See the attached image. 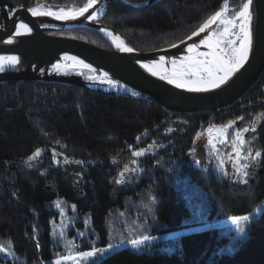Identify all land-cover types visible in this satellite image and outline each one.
Wrapping results in <instances>:
<instances>
[{"label": "trees", "instance_id": "1", "mask_svg": "<svg viewBox=\"0 0 264 264\" xmlns=\"http://www.w3.org/2000/svg\"><path fill=\"white\" fill-rule=\"evenodd\" d=\"M87 1L0 0L1 24L18 7L41 2L59 10ZM224 1L163 0L142 11L111 4L101 22L131 47L156 50L188 37ZM245 2L228 6L235 13ZM60 33L112 48L95 29ZM236 122L254 124L246 136L261 152L247 182L219 177L199 160L203 134L225 126L235 131ZM263 199L264 69L232 107L192 115L60 83H0V264H73L57 260L122 243L127 246L81 263L264 264V210L247 223H216L252 213ZM200 205L207 209L204 230L133 245L194 223ZM158 245L163 248L152 249Z\"/></svg>", "mask_w": 264, "mask_h": 264}, {"label": "water", "instance_id": "2", "mask_svg": "<svg viewBox=\"0 0 264 264\" xmlns=\"http://www.w3.org/2000/svg\"><path fill=\"white\" fill-rule=\"evenodd\" d=\"M104 1L107 2L106 12L111 4L131 11H142L163 0L142 2L98 0L84 15L66 20H57L51 15L33 16L29 10L37 8L42 12L53 10L59 13L61 10L76 11L79 8L57 10L46 8L41 2L16 8L9 18L8 25L0 27V57H17L18 62L14 65L5 64L4 71L0 72V83L7 81L60 83L95 93L134 98L161 107L170 113L201 114L216 113L232 107L252 89L264 69V0H251L252 46L243 67L233 73L219 88H210L207 92L201 93L176 88L174 84L161 80L159 76H153L147 69L141 67L142 64L151 66L153 62L160 65L159 58L164 56L162 68L171 73L174 68L172 61L175 60L176 65L183 64L189 46L200 41L199 34L191 35L169 47L150 51L137 50L128 45L120 34L101 22L105 12L98 19H87ZM229 2L230 0H226L219 11ZM21 22L26 23L31 32L22 29L21 34L17 35L16 24ZM76 28L98 30L108 39L112 48L57 33ZM108 31L118 37L121 43L112 39ZM118 44L130 47L133 51H121L117 47ZM65 57H76V62L82 61V65H87L101 77L107 73V79L114 81L115 85L108 89V86L87 84L72 71L61 68V60ZM54 64L60 65L59 71L53 68ZM1 252L5 253L4 250Z\"/></svg>", "mask_w": 264, "mask_h": 264}, {"label": "snow or ice", "instance_id": "3", "mask_svg": "<svg viewBox=\"0 0 264 264\" xmlns=\"http://www.w3.org/2000/svg\"><path fill=\"white\" fill-rule=\"evenodd\" d=\"M96 3V0H88V3L78 10L74 12H64L61 10L59 13H53L51 11L42 12L37 8H32L31 11L33 16L40 15H51L54 16L57 20H66L69 18H75L77 15H84L88 11L90 7H92ZM251 4V0H248L247 3L243 5V9L239 11L236 16L239 18L240 23L236 24V17L231 20L223 19L222 12H216V14L209 18L198 30V32H193L192 35L196 36L199 32H204L206 28H209L211 24L215 23L218 19L221 24H224L225 27L223 32L219 34L218 38L213 40V36H217V33L213 32L212 35L206 37L201 40L202 44H205L214 49H218L219 51H214L211 54L204 53L201 55L207 56L211 55V59L204 60H194L191 56L187 57L188 64L187 66L181 65V69H176V61H172L174 68L171 73H167L162 68V63L165 60L164 56L159 58L160 65H157L155 62L150 66L149 64H142L141 67L147 69L153 76H159L161 80H166L169 84H174L176 88H184L189 92L193 93H201L207 92L210 88H219L222 84H224L229 77L238 71L241 67H243L244 63L248 59L249 51L252 46V32L250 28L251 24V14L249 11V6ZM11 15V13H9ZM96 18L95 12L87 17V19L92 20ZM238 32H233L232 29L237 28ZM25 30L27 32H31V28L26 23H18L16 24V34L20 35L21 30ZM235 37L234 39H227L226 37ZM11 42V41H9ZM237 42L238 46H237ZM224 43L225 47H221V44ZM117 47L124 52H132L133 49L130 47H125L122 45H117ZM196 47L195 44L189 46L188 51L192 52ZM65 59L76 60V57H65ZM18 62L17 57H0V72H3L5 69V64H12ZM80 63H83L80 61ZM87 67V65H85ZM53 68L59 71L60 65L54 64ZM194 77V78H193ZM90 80H99L101 84L108 83L110 85H115L114 81L107 79V73H104L102 77H93L89 76ZM247 131V129H245ZM240 133L237 132V136L239 137ZM240 143H243V140H240ZM39 155V150L33 154L32 157H29V160L33 159L35 156ZM136 155H140V153H136ZM237 156H239V152L237 150ZM256 156H260V152H256ZM244 167H247L245 165ZM243 175H247V173H243ZM248 217H234L236 223H239L240 220H247ZM132 243L138 244V241L133 240ZM0 251H3L0 248ZM96 254V250L89 252L80 253L83 257H92Z\"/></svg>", "mask_w": 264, "mask_h": 264}, {"label": "rangeland", "instance_id": "4", "mask_svg": "<svg viewBox=\"0 0 264 264\" xmlns=\"http://www.w3.org/2000/svg\"><path fill=\"white\" fill-rule=\"evenodd\" d=\"M226 7H227L228 16H232L242 9L241 7L240 10H238L235 13H232L229 6L227 5ZM79 8H82V7H79ZM73 9H77V8H73ZM214 14H216V12ZM4 22L6 21L0 20V24ZM0 27H6V26H0ZM199 28L195 30L194 32H197ZM61 31H64V30H61ZM61 31H58L57 33L62 34V35L72 36V35L60 33ZM215 32L217 33L218 36L220 33L223 32L221 25L218 24L215 26ZM191 35L192 34H190L188 37H190ZM188 37H186L185 39H187ZM183 40H181L180 42H182ZM232 127L234 128L235 131H233L230 126H225V127L212 128L211 130H208L206 133H204L202 136L203 140L200 142V146L203 148V150L199 157V160L201 161V163L206 165L208 168H212L218 174L219 177H226V178L229 177L233 179L234 181L247 182L252 177V173L255 168V165H253L254 164L253 162H255L254 158L257 159L258 157L256 156V152L254 151V149L250 147V139L246 135L249 134L254 129L255 126L254 124H252L251 126L240 128V124L236 122L232 124ZM245 129H247V131H245ZM237 132L240 133L239 137L237 136ZM240 140H243V143H240ZM237 150L239 152V156H237ZM260 155H261V152H260ZM245 165H247V167H244ZM245 172L247 173V175H243V173ZM260 172H262L261 169H256V173H260ZM190 202H191V199H190ZM263 210H264V199L262 200V202L259 203L257 208L252 213L234 216V217L247 216L248 217L247 220H240L239 223H236L234 220V217H230V218H226L223 220H218L216 221V223L217 225H220V226H232V225H237L241 223H247L252 218L259 216ZM194 213L196 214L194 223L186 225L179 230L173 231L172 233H158V234L148 236L140 240L138 245L135 244V246L140 249L142 246H145L148 244H156L158 242H161L171 237L177 238L181 236L182 234L193 232L196 230H204L205 228H207L209 226V223L203 222V219L207 217L206 207H204L203 205H200L199 207H195ZM61 218L62 220L64 219V210H61ZM86 221L88 222V225H89V221L88 220ZM69 225H71V222H69ZM126 244L127 243H122V244H116V245L96 248L94 249L96 250V254L92 257H94L95 259L102 258L108 255L109 253L115 252L127 246ZM155 248L161 249L163 247L159 245L157 247H152V249H155ZM84 258H87V257H83L80 255V253H78L76 255L75 254L69 255L68 257L64 259H59L57 260V262L66 261V262H71L73 264H82L81 262Z\"/></svg>", "mask_w": 264, "mask_h": 264}, {"label": "bare ground", "instance_id": "5", "mask_svg": "<svg viewBox=\"0 0 264 264\" xmlns=\"http://www.w3.org/2000/svg\"><path fill=\"white\" fill-rule=\"evenodd\" d=\"M96 1H98V0H96ZM87 3H88V1H87ZM106 6H107V2L106 1L102 2L99 5V7L97 8V10L95 12V14H96V18L95 19H98L99 17H101V15L104 14L105 9H106ZM242 9H243V7H242ZM50 11L53 12V13H55V11H53V10H50ZM249 11H250V6H249ZM64 12H74V11L71 10V11H64ZM219 12H222V18L223 19L231 20L234 17H236V24L238 25L240 23L239 18L236 16V14L238 12L236 14L232 15V16H228L227 15V7L226 6L221 11H219ZM218 24L221 25L222 29H224L225 25L224 24H221L220 23V20L218 19L215 23L211 24L209 28H206L204 32H199L200 41L195 44L196 47L193 49L192 52L187 51L186 58L187 57H190V56L194 60H204V59H209L210 60L212 58L211 55L204 56V55H201V54H204V53L211 54L214 51H216V49H214L212 47H209V46H207L205 44H202L201 43V40H203L206 37L212 35V33L215 32V26L218 25ZM232 31L233 32H238L239 29L237 27V28L232 29ZM108 34H109V36L112 39H114L117 42L121 43L120 39L118 37L112 35L110 31H108ZM217 38H218V35L217 36H213V40H215ZM234 38L235 37L229 36V37L225 38V40H227V39H234ZM238 43H237V46H238ZM221 47H225V44L222 43L221 44ZM186 58L183 61V64L175 65L176 69L180 70L181 69V65L187 66L188 61H187ZM61 68L62 69H68V70L72 71L73 73H75L76 75H78L80 78H82L84 81H86L87 84H90V85H100V86H104V87H107L108 86L107 87L108 89H111L112 88V87L110 88V86H111L110 84H108V85H107V83L101 84L99 80H90V79H88L89 76H93V77H101V76H99L95 71L89 69L88 67H85L81 63L76 62L75 60L63 58L61 60ZM177 114H180V113H177ZM181 114L192 115V114H188V113H181Z\"/></svg>", "mask_w": 264, "mask_h": 264}, {"label": "built area", "instance_id": "6", "mask_svg": "<svg viewBox=\"0 0 264 264\" xmlns=\"http://www.w3.org/2000/svg\"><path fill=\"white\" fill-rule=\"evenodd\" d=\"M0 20L1 21H6V18L5 17H1Z\"/></svg>", "mask_w": 264, "mask_h": 264}]
</instances>
